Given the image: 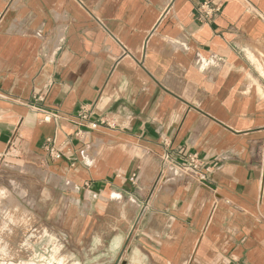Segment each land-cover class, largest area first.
Returning a JSON list of instances; mask_svg holds the SVG:
<instances>
[{
  "label": "crops",
  "instance_id": "crops-1",
  "mask_svg": "<svg viewBox=\"0 0 264 264\" xmlns=\"http://www.w3.org/2000/svg\"><path fill=\"white\" fill-rule=\"evenodd\" d=\"M3 156L74 264H264V0H0Z\"/></svg>",
  "mask_w": 264,
  "mask_h": 264
},
{
  "label": "rangeland",
  "instance_id": "rangeland-1",
  "mask_svg": "<svg viewBox=\"0 0 264 264\" xmlns=\"http://www.w3.org/2000/svg\"><path fill=\"white\" fill-rule=\"evenodd\" d=\"M0 167L9 171L0 173V184L6 185V187L0 188V190H4V192L0 191V238L2 237L0 248H23L33 251V255L26 252L19 255H0V264H29L31 262L74 264L75 261L78 263L80 256L77 254L80 251V246L76 243H79V240H71L69 235L64 233L70 225L38 224V216L90 215L93 209L85 210L83 206L67 209L56 207L62 200L61 192H44L40 185L42 183L40 179L34 174H28L30 169H17L20 171L19 173H22V176H17L15 175L16 171L11 170L16 167L11 162L3 161ZM70 193L69 191L68 194ZM46 200L51 201V204L45 203ZM47 231H51L52 238L45 235L46 238L42 240V234ZM43 244H46L47 247L44 250L45 254L42 255L37 248L38 245L42 247ZM75 251H77L75 256L70 255V252L75 253ZM92 262V257H90L83 264Z\"/></svg>",
  "mask_w": 264,
  "mask_h": 264
},
{
  "label": "built area",
  "instance_id": "built-area-1",
  "mask_svg": "<svg viewBox=\"0 0 264 264\" xmlns=\"http://www.w3.org/2000/svg\"><path fill=\"white\" fill-rule=\"evenodd\" d=\"M198 11L200 12L201 15L205 16V18H213V14L214 13H217L220 11V8L219 7H216L215 9L212 8L211 4L208 2V3H204L199 9ZM80 118L81 119H86L87 116L86 115H80ZM97 124H92L91 126V129H95L97 128ZM19 137L18 135V132L17 130L15 131L14 135H13V139L11 141V144H10V150L12 149H16V140L17 138ZM49 156L52 157V158H60L61 157V154L59 152H56L54 151L53 147H51L49 149ZM6 156H3V157H0L1 158H4L5 159ZM10 156L7 157V159L9 158ZM190 169L191 170H196L197 169V166L195 165L194 161H192V164L190 166ZM206 174H199V179L201 181L205 180L206 179Z\"/></svg>",
  "mask_w": 264,
  "mask_h": 264
},
{
  "label": "clouds",
  "instance_id": "clouds-1",
  "mask_svg": "<svg viewBox=\"0 0 264 264\" xmlns=\"http://www.w3.org/2000/svg\"><path fill=\"white\" fill-rule=\"evenodd\" d=\"M61 264H63V262H61Z\"/></svg>",
  "mask_w": 264,
  "mask_h": 264
}]
</instances>
